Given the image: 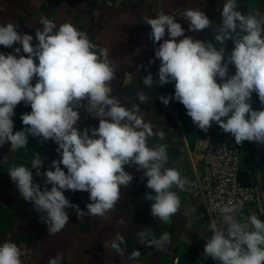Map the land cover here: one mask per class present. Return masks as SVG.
I'll list each match as a JSON object with an SVG mask.
<instances>
[{
	"label": "clouds",
	"instance_id": "obj_1",
	"mask_svg": "<svg viewBox=\"0 0 264 264\" xmlns=\"http://www.w3.org/2000/svg\"><path fill=\"white\" fill-rule=\"evenodd\" d=\"M177 16L188 23L189 32L211 29L212 40L185 35ZM142 20L151 28L148 36L154 45V59L149 64L160 62L158 80L148 72L143 85L151 89L155 84L174 82V95L159 97L165 106L173 99L181 103L193 124L204 132L215 122L237 145L244 141L264 145V11L242 12L238 0H224L218 25L200 8L192 7L158 12L154 18L144 16ZM39 22L43 27L35 31V44L33 35L20 32L14 23H0V45L12 49L8 54L0 52V146L10 142L11 152L26 149L31 136L40 142L53 141L60 159H53L44 172L38 153L30 167L23 163L9 167L16 190L37 212L46 214L41 220L54 236L68 225L69 209L81 220L105 217L113 211L121 189L133 180L125 166L134 165L154 192L145 195L152 201L151 215L170 222L182 207L178 191L173 189L185 191L190 182L178 169L166 166L165 145L148 144L153 128L140 115V105L148 102L146 92L139 89V103L125 107L112 95L117 72L107 48L93 43L71 23L57 26L45 16ZM229 40L234 45L230 52L226 48ZM15 44L21 47H13ZM229 65L234 66V74ZM253 93L260 109L252 107ZM21 102L30 105L31 111L20 117L23 129L14 131L15 108ZM81 109L99 120L98 127L78 126ZM3 162H8L7 156ZM33 170L36 176H43V187L34 182ZM65 191L87 192L91 201L87 211L66 198ZM215 207L223 226L212 219L203 256L218 264H264V220L255 211L237 219V214L243 215L242 202L229 200ZM260 214L264 215V208ZM137 235L157 251L171 243L168 232L156 238L145 228ZM104 247L121 257L122 264H142L139 250L134 249L125 259L127 242L121 233ZM28 254L10 240L0 244V264H24ZM62 259L57 253L47 264H61Z\"/></svg>",
	"mask_w": 264,
	"mask_h": 264
},
{
	"label": "crops",
	"instance_id": "obj_2",
	"mask_svg": "<svg viewBox=\"0 0 264 264\" xmlns=\"http://www.w3.org/2000/svg\"><path fill=\"white\" fill-rule=\"evenodd\" d=\"M223 3L224 0H0V23H14L20 32L33 35L35 44L38 43L35 31L43 27L40 17L45 16L57 26L73 24L86 32L93 43L107 48L117 72V79L112 82V95L125 107H131L139 103L137 91L146 92L148 102L140 105V115L153 128V136L148 139L149 146L165 145L169 157L166 166L178 169L181 175L193 177L202 172L203 155L210 138L220 135L222 129L213 122L207 132L200 130L193 124L184 106L174 99L165 106L159 97L174 95V82L163 86L155 84L151 89L143 85L142 78L148 72L153 74L154 80H158L156 73L160 62L156 60L154 64H149V60L154 59V45L148 36L151 28L142 18H154L158 12L192 7L200 8L218 25L221 23ZM238 4L242 12L252 9L264 11V0H238ZM177 22L185 29V35L201 40L213 38L211 29L193 33L187 31L188 23L178 16ZM13 47L21 46L15 44ZM233 47L229 40L227 51L230 52ZM0 52L8 54L12 49L0 45ZM20 54L26 55L22 51ZM140 65L144 67L138 70ZM229 71L235 73L233 65H229ZM251 103L254 110L262 107L255 93ZM30 111V105L23 102L16 106L14 131L23 129L20 117ZM98 124V119L87 116L81 109L78 125L81 129L98 127ZM242 144L245 148H252V142L244 141ZM56 148L53 141L40 142L38 138L29 136L26 149L11 152L10 143H6L0 155V244L10 240L25 249L29 254L23 258L24 264H47L48 258L55 257L57 253L63 256L61 264H122L121 257L111 248L104 247L105 242L111 241L117 233L123 234L127 242L125 259L135 249L141 252L139 259L142 264H172L174 256L181 257V264H201L204 243L211 235L209 223L204 225L202 218V199L174 188L181 198L182 207L170 222L163 223L151 215L152 201L146 200L145 195L154 192L147 188L143 172L137 171L134 165L125 166L133 180L127 188L121 189V199L113 211L105 217L85 216L81 220L69 209L68 225L50 236L47 225L41 220V216L46 214L37 212L31 202L20 196L8 175V168L21 163L30 167V161L38 153L44 161L41 168L44 172L53 159H60ZM3 156H7V163L3 162ZM33 172L34 182L43 187V176H36L35 170ZM47 187L50 190L51 185ZM64 194L81 210L87 211L86 205L91 202L87 192L65 191ZM120 220L123 223H118ZM145 228H150L156 238L164 232L170 233L171 243L162 251L146 246L137 235Z\"/></svg>",
	"mask_w": 264,
	"mask_h": 264
},
{
	"label": "built area",
	"instance_id": "obj_3",
	"mask_svg": "<svg viewBox=\"0 0 264 264\" xmlns=\"http://www.w3.org/2000/svg\"><path fill=\"white\" fill-rule=\"evenodd\" d=\"M255 97L259 100L258 96ZM6 143L0 146V155ZM248 172V181L239 179L241 171ZM190 183L186 195L200 197L204 204L202 218L204 225L215 218L218 226H223L217 204H226L229 200L234 203L242 202L243 215L237 214V219L255 211L261 220L264 215L260 209L264 208V145L252 142V148L237 145L231 134L222 132L210 138L204 155L201 174L188 176L182 174ZM172 264H181V257L174 256ZM201 264H218L211 258H202Z\"/></svg>",
	"mask_w": 264,
	"mask_h": 264
},
{
	"label": "water",
	"instance_id": "obj_4",
	"mask_svg": "<svg viewBox=\"0 0 264 264\" xmlns=\"http://www.w3.org/2000/svg\"><path fill=\"white\" fill-rule=\"evenodd\" d=\"M10 143V142H9ZM8 143V144H9ZM239 179L241 180V181H243L244 183H247V181H248V172L247 171H241L240 173H239Z\"/></svg>",
	"mask_w": 264,
	"mask_h": 264
},
{
	"label": "rangeland",
	"instance_id": "obj_5",
	"mask_svg": "<svg viewBox=\"0 0 264 264\" xmlns=\"http://www.w3.org/2000/svg\"><path fill=\"white\" fill-rule=\"evenodd\" d=\"M244 149H245V147H244Z\"/></svg>",
	"mask_w": 264,
	"mask_h": 264
}]
</instances>
